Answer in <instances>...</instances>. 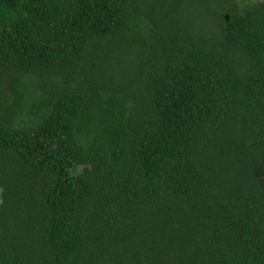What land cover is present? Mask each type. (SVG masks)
Segmentation results:
<instances>
[{"label":"trees","instance_id":"16d2710c","mask_svg":"<svg viewBox=\"0 0 264 264\" xmlns=\"http://www.w3.org/2000/svg\"><path fill=\"white\" fill-rule=\"evenodd\" d=\"M0 264H264V0H0Z\"/></svg>","mask_w":264,"mask_h":264}]
</instances>
